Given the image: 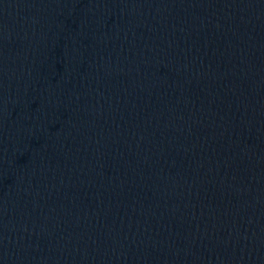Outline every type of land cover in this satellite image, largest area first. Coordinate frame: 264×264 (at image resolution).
Wrapping results in <instances>:
<instances>
[{
    "label": "water",
    "instance_id": "1",
    "mask_svg": "<svg viewBox=\"0 0 264 264\" xmlns=\"http://www.w3.org/2000/svg\"><path fill=\"white\" fill-rule=\"evenodd\" d=\"M0 264H264V0H0Z\"/></svg>",
    "mask_w": 264,
    "mask_h": 264
}]
</instances>
